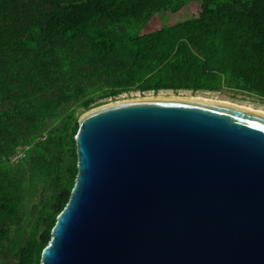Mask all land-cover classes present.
<instances>
[{
    "label": "trees",
    "instance_id": "obj_1",
    "mask_svg": "<svg viewBox=\"0 0 264 264\" xmlns=\"http://www.w3.org/2000/svg\"><path fill=\"white\" fill-rule=\"evenodd\" d=\"M223 90L264 103V0H0V264H41L78 173L79 110Z\"/></svg>",
    "mask_w": 264,
    "mask_h": 264
},
{
    "label": "water",
    "instance_id": "obj_2",
    "mask_svg": "<svg viewBox=\"0 0 264 264\" xmlns=\"http://www.w3.org/2000/svg\"><path fill=\"white\" fill-rule=\"evenodd\" d=\"M41 264H264V115L148 98L79 118Z\"/></svg>",
    "mask_w": 264,
    "mask_h": 264
},
{
    "label": "rangeland",
    "instance_id": "obj_3",
    "mask_svg": "<svg viewBox=\"0 0 264 264\" xmlns=\"http://www.w3.org/2000/svg\"><path fill=\"white\" fill-rule=\"evenodd\" d=\"M198 9H199L198 4H190L188 8H183L179 12H175V13L170 12V11L165 12L164 10H161V11L160 10L159 11L150 10L151 12L146 13L142 19L143 24L141 26V31L144 33L148 31L160 29L168 24L177 23L179 21H182L184 19H187L193 16V14H195L198 11ZM142 97L143 99L161 98V97H164V98L202 97L204 99L231 102L234 104L242 105L248 109L253 108L255 110H260L264 112V103L258 98L236 93L230 90H223L221 92L199 91L197 93H192L190 91H178V92L162 91L159 93L132 92V93L123 94L115 99H107L105 101H102L99 104V106L97 105L95 108H99L104 105L112 104V103H121L125 101H130V100L142 99ZM85 112H88V111L79 110L78 111L79 117H81Z\"/></svg>",
    "mask_w": 264,
    "mask_h": 264
},
{
    "label": "bare ground",
    "instance_id": "obj_4",
    "mask_svg": "<svg viewBox=\"0 0 264 264\" xmlns=\"http://www.w3.org/2000/svg\"><path fill=\"white\" fill-rule=\"evenodd\" d=\"M161 98H164V97H161ZM172 98H175V97H172ZM181 98H186V97H181ZM187 98H190V97H187ZM142 99H143V97H142ZM190 99H198V100H205V101H212V102H223V103H228V104H231V105H233V106H235V107H237V108H240V109H243V110H249V111H256V112H259V113H261V114L264 115V112H262V111H260V110H255V109H253V108L248 109V108H246V107H244V106H242V105L234 104V103H231V102H226V101H221V100L204 99V98H202V97H191Z\"/></svg>",
    "mask_w": 264,
    "mask_h": 264
}]
</instances>
